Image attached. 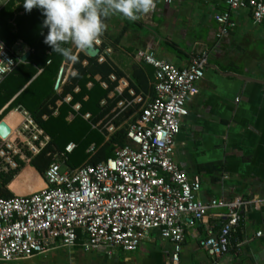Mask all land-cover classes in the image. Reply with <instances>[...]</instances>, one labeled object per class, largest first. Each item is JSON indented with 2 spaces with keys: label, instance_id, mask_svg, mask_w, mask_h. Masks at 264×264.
Here are the masks:
<instances>
[{
  "label": "built area",
  "instance_id": "built-area-1",
  "mask_svg": "<svg viewBox=\"0 0 264 264\" xmlns=\"http://www.w3.org/2000/svg\"><path fill=\"white\" fill-rule=\"evenodd\" d=\"M8 1L0 0V10ZM221 1L224 8L215 18L219 38L233 29L232 14L241 9L250 11L253 26L264 35V0ZM99 41L94 45L99 50L97 60L104 62L112 49L103 38ZM0 44L3 45L1 83L21 58L1 39ZM136 55L154 69V94L143 104L138 116L127 123L128 143L113 157L95 165L68 168L59 157L45 170L46 187L29 195L0 197L1 260L29 258L57 244L68 250L79 245L85 252L106 249L111 254L114 248L131 252L155 231L172 244L169 264H182L185 218L203 220L211 208H225L220 214L224 221L215 235L208 234L200 244L213 257L229 250L244 201L213 198L204 203L199 197V177L188 176L174 160L180 120L188 112L185 103L198 91L197 83L204 76L209 52L199 51L186 67L160 59L153 51L138 50ZM109 77L115 80L114 75ZM118 81L127 85L123 78ZM70 100L71 96L67 95L62 101ZM128 104L127 99L119 100L117 111L112 112L114 116L94 127L101 132L105 130L107 136L112 134L117 129L113 118ZM73 108L77 110L79 104ZM88 117L89 114L84 115ZM0 121L9 129L6 137L0 135V172L19 169V160L27 162L29 156L38 154L49 141L20 105L10 109ZM93 146L87 152L93 151ZM74 148L75 144L70 142L65 151L70 153Z\"/></svg>",
  "mask_w": 264,
  "mask_h": 264
},
{
  "label": "crops",
  "instance_id": "crops-1",
  "mask_svg": "<svg viewBox=\"0 0 264 264\" xmlns=\"http://www.w3.org/2000/svg\"><path fill=\"white\" fill-rule=\"evenodd\" d=\"M18 4L16 0L13 9ZM223 8L221 0H159L153 11L141 14L135 21L119 14L105 18L106 30L100 36L112 49L107 60L123 72L120 78L127 84L118 81L109 96L121 95L126 89L131 96L121 98L129 101L118 116L125 126L150 98L148 94L130 93L133 66L140 65L149 84H153V67L139 59L136 51H153L177 67L188 66L201 50L209 52L204 76L197 83L198 91L185 103L188 112L180 120L174 160L188 176L199 177V197L204 203L213 198H238L244 203L229 250L218 257L210 256L200 240L218 232L224 221L220 214L226 209L211 208L200 221L185 218L182 264H264V35L253 26L250 11L241 9L232 14L233 29L219 38L215 18ZM69 46L75 55L90 57L74 44ZM10 49L21 62L29 57L30 54L22 59L27 52L31 53L21 39ZM75 73L73 62L64 59L56 79L57 93ZM101 84L106 87L104 82ZM116 105L111 113L117 111ZM72 117L69 115L68 119ZM31 182L39 188L34 180ZM14 183L18 182L8 186L11 191L16 188ZM171 251V242L153 231L131 252L120 248H114L111 254L106 249L85 252L79 245L68 250L57 244L44 253L13 260L29 264H47L49 259L54 264H169ZM7 262L10 261L0 259V264Z\"/></svg>",
  "mask_w": 264,
  "mask_h": 264
},
{
  "label": "trees",
  "instance_id": "trees-1",
  "mask_svg": "<svg viewBox=\"0 0 264 264\" xmlns=\"http://www.w3.org/2000/svg\"><path fill=\"white\" fill-rule=\"evenodd\" d=\"M15 1H8L0 10V39L9 48L21 39L31 48V53L25 62H20L0 83V110L6 106L1 113L4 115L20 105L49 137L38 154L29 156L27 162L19 160V169L24 168L36 175L34 181L39 190L46 187L45 170L57 158L60 157L68 168L95 165L113 157L119 148L128 143L126 126L121 125L119 115L112 120L117 129L108 136L105 130L101 132L94 125L111 119L115 114L111 111L116 103L122 97L131 96L126 89L121 95L114 94L110 97L109 94L117 85L118 79L124 75L123 72L107 59L98 62L96 57H87L83 53H79L77 62L73 63L75 75L70 76L61 92L57 93L56 79L65 58L52 52L51 47L44 43L48 29L43 26L44 16L41 10L33 8L30 12L19 14L24 9L23 3L22 0H17L19 6L13 9ZM85 60L86 63L83 64ZM110 75H114L115 80H110ZM151 81H154V77ZM102 82L106 87L102 86ZM128 85L136 94L153 97V84H149L140 65L133 66ZM75 88L78 90L75 91ZM68 94L71 100L62 101ZM58 101L61 103L57 104ZM76 103H79L77 110L73 108ZM85 114H89L87 119L84 118ZM69 115L73 116L71 120L68 119ZM70 142L75 144V148L68 153L65 147ZM92 144L93 151L87 152ZM19 169L8 173L0 172V197L14 196L8 186L12 182H18L16 174ZM13 186L17 188L16 183Z\"/></svg>",
  "mask_w": 264,
  "mask_h": 264
},
{
  "label": "clouds",
  "instance_id": "clouds-1",
  "mask_svg": "<svg viewBox=\"0 0 264 264\" xmlns=\"http://www.w3.org/2000/svg\"><path fill=\"white\" fill-rule=\"evenodd\" d=\"M26 12L33 8L41 10L43 26L48 29L44 43L52 52L61 54L66 60L77 62L72 48L74 44L86 51L98 44L106 30L105 18L119 14L135 21L156 7L155 0H22ZM0 50L3 45L0 44Z\"/></svg>",
  "mask_w": 264,
  "mask_h": 264
},
{
  "label": "rangeland",
  "instance_id": "rangeland-1",
  "mask_svg": "<svg viewBox=\"0 0 264 264\" xmlns=\"http://www.w3.org/2000/svg\"><path fill=\"white\" fill-rule=\"evenodd\" d=\"M22 169H19L16 174L18 175L17 177H19L18 182L20 183H17V188L13 187V191H11L14 196L29 195L38 190V188L35 187L34 184L31 182L35 179L36 175H32L29 171H26V169L24 168ZM45 263L54 264L55 262H50V259H49V262H45ZM63 263L64 262H56V264H63ZM7 264H29V262H25L23 260H18V261L13 260V261L7 262Z\"/></svg>",
  "mask_w": 264,
  "mask_h": 264
},
{
  "label": "water",
  "instance_id": "water-1",
  "mask_svg": "<svg viewBox=\"0 0 264 264\" xmlns=\"http://www.w3.org/2000/svg\"><path fill=\"white\" fill-rule=\"evenodd\" d=\"M98 52H99V50H98V48H96L95 46H93L92 48H90V49H88V50H86L85 51V53L88 55V56H90V57H96L97 56V54H98ZM30 54V52H27L24 56H23V60H25L27 57H28V55ZM8 127H7V125L5 124V122H3V121H0V135L2 136V137H6L7 136V134H8Z\"/></svg>",
  "mask_w": 264,
  "mask_h": 264
}]
</instances>
